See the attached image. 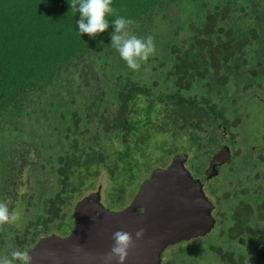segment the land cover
I'll return each mask as SVG.
<instances>
[{
	"label": "trees",
	"instance_id": "16d2710c",
	"mask_svg": "<svg viewBox=\"0 0 264 264\" xmlns=\"http://www.w3.org/2000/svg\"><path fill=\"white\" fill-rule=\"evenodd\" d=\"M113 7L134 21L133 34L154 37L156 53L138 70L111 46V24L95 38L79 34L80 15L69 0H0V183L7 168L13 174L12 155L31 144L37 150L23 156L35 168L26 166L23 181L37 186L52 173L56 187L46 205L55 216L92 188L100 169L114 181L109 198L121 208L125 186L162 163L164 154L148 150L160 110L183 116L190 103L181 92L183 107L175 106L174 81L193 83L190 137L199 150L204 120L231 111L229 91L212 79L237 86L238 78L217 74L237 72L243 57L264 67V0H114ZM223 104L228 108L220 111ZM170 124L162 123L168 131ZM60 224L61 231L69 226Z\"/></svg>",
	"mask_w": 264,
	"mask_h": 264
},
{
	"label": "flooded vegetation",
	"instance_id": "af4514ba",
	"mask_svg": "<svg viewBox=\"0 0 264 264\" xmlns=\"http://www.w3.org/2000/svg\"><path fill=\"white\" fill-rule=\"evenodd\" d=\"M251 58L238 59L235 65L237 72H218L217 77L222 79L238 78L237 86H232V80L219 82L216 78L212 79L214 87L222 86L223 90L229 91L227 95L232 99L229 105L231 111L221 112L218 114L220 117L214 116L212 120H204L209 127L197 132L203 141L199 150L190 137V132H195L191 127L194 125L191 117L195 100L193 83L183 81L186 83L181 87L179 80H176L170 87L172 95L176 96L177 108L183 107V101H178L181 92L188 94L186 98L190 103L183 116L167 118L161 108L156 120L159 129L154 134L158 139L163 138L159 145L163 142L164 150L155 151L165 157L163 155L162 163L151 169L143 183L155 169L165 170L173 158L185 156L183 167L200 186L184 187H200L204 200L194 199V195H200L198 189L194 192L189 189L180 191L182 197L176 200L178 207L173 210L178 222L174 226V234L178 239L162 250L159 264H242L246 256L251 257V264H264V131L259 134V139H251V142L246 141L242 131L249 116L244 111V102L253 99L264 107V67ZM259 59L264 61L263 58ZM156 73L159 78L163 75L162 72ZM155 79L157 85L154 88H159L160 81ZM150 84H154V81ZM220 106V111L228 108L225 104ZM173 119L176 120L174 123ZM162 123H171L170 131ZM29 148L37 150L30 144L20 147L21 150L17 149L20 152L12 155L13 174L7 168L0 183V201L7 203L10 210L19 207L22 215L20 224L5 225L0 230V256L10 255L17 248L31 253L42 240L68 237L75 226L77 204L94 193H99L101 203L100 189L97 188L96 191L76 196L70 203L66 202L59 215L55 216L49 203L46 205L52 194L51 189L56 187L50 181L52 173L47 174L37 186L23 181L26 180L27 165L28 170L35 168V163L25 160L23 156ZM141 185L133 191L131 198L126 200L124 197L121 208L108 210L119 212L127 208ZM27 191L32 198H28ZM144 212V208L137 209L138 214ZM63 221L69 226L61 231L60 223Z\"/></svg>",
	"mask_w": 264,
	"mask_h": 264
},
{
	"label": "water",
	"instance_id": "95a60500",
	"mask_svg": "<svg viewBox=\"0 0 264 264\" xmlns=\"http://www.w3.org/2000/svg\"><path fill=\"white\" fill-rule=\"evenodd\" d=\"M184 161L185 156H177L167 169H155L132 203L122 211L112 212L103 207L99 193L84 198L75 208V226L71 234L66 238L42 240L30 253L32 264H103L98 257L110 251L114 232L127 231L135 238L136 231L141 228L145 230L144 237L136 241L125 264H159L162 250L178 239L174 234L178 222L173 210L178 207L176 200L182 197L180 191L198 189L200 195H194V199L204 200L200 187H184L200 186L184 169ZM139 208H144L145 212L138 214ZM77 244L83 247L74 251ZM47 251L55 252L56 258L47 257ZM89 256L97 259H89Z\"/></svg>",
	"mask_w": 264,
	"mask_h": 264
},
{
	"label": "clouds",
	"instance_id": "9594fccd",
	"mask_svg": "<svg viewBox=\"0 0 264 264\" xmlns=\"http://www.w3.org/2000/svg\"><path fill=\"white\" fill-rule=\"evenodd\" d=\"M72 12H78L80 19L76 21L79 34H87L93 38L109 29L110 24L114 29L111 35V46L119 53L121 59L132 70H138L142 62H147L156 53L154 37H138L130 31L134 23L119 14V10L113 7L114 0H69ZM109 17H115L109 20ZM103 43V41H101ZM20 220V215L15 210H10L7 203L0 201V230L5 225H14ZM145 230L139 229L133 234L127 231L118 230L112 234L114 241L109 252L98 257L103 264H125L130 250L135 247L136 241L144 237ZM82 245H75L73 250L82 249ZM47 257L56 258V253L47 251ZM89 259H97L96 256H89ZM33 257L28 250L19 248L13 250L10 255L0 256V264H32ZM242 264H251V257L243 258Z\"/></svg>",
	"mask_w": 264,
	"mask_h": 264
},
{
	"label": "rangeland",
	"instance_id": "374dc122",
	"mask_svg": "<svg viewBox=\"0 0 264 264\" xmlns=\"http://www.w3.org/2000/svg\"><path fill=\"white\" fill-rule=\"evenodd\" d=\"M244 111L245 113H248L249 116L246 119V122L244 123V126L242 128L243 135L246 136V141L251 142V139L254 140L255 138L259 139V134L264 131V107L256 100H246L244 102ZM95 128V125H92ZM93 129V127H92ZM90 138L88 137V140ZM92 140V139H91ZM163 140L162 137L158 139V137L153 134L152 140L149 142V153L152 154L154 157L158 154V151H155L153 149V146H158L159 142ZM153 159V157H151ZM148 159V158H146ZM165 162V160H164ZM163 162V163H164ZM143 173L140 174L139 178H137L136 182L127 188L125 198L128 200L131 198V195L133 191L136 190L137 186L141 185L143 183V180L148 176L150 171L146 170L145 168L142 170ZM142 182V183H141ZM141 183V184H140ZM113 186H115L114 181L111 179L110 174L104 170L100 169V174L95 178L94 183H93V189L90 191L84 192V194H87L91 191H96L97 188L100 189V194H101V204L103 207L107 209L113 208L115 205H113V202L109 198V195L112 193ZM114 209V208H113ZM16 212L19 213L20 215V220L17 222L20 224L21 221V209L18 207L17 209H14ZM68 212L71 213V210H68Z\"/></svg>",
	"mask_w": 264,
	"mask_h": 264
}]
</instances>
